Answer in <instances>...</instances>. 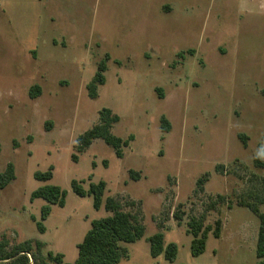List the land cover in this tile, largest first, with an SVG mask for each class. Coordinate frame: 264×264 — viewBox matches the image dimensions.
<instances>
[{
  "label": "rangeland",
  "instance_id": "374dc122",
  "mask_svg": "<svg viewBox=\"0 0 264 264\" xmlns=\"http://www.w3.org/2000/svg\"><path fill=\"white\" fill-rule=\"evenodd\" d=\"M107 55L106 83L93 100L87 85ZM35 85L41 95L31 99ZM103 108L120 117L116 136H134L123 158L102 140L77 151ZM263 134L264 0H0V173L9 163L16 169L0 191V238L9 249L35 239L45 254L74 263L91 221L110 214L71 184L88 190L105 181V198L121 201L146 229L124 244L129 256L119 264H256L260 221L237 203L264 196V167L255 164ZM50 167L51 181L34 178ZM44 185L68 194L42 221L48 204L31 195ZM220 195L232 209L209 208ZM180 204L181 225L173 217ZM193 217L211 227L223 221L221 237L210 233L199 257L186 233ZM157 232L177 245L175 262L151 256L147 239Z\"/></svg>",
  "mask_w": 264,
  "mask_h": 264
},
{
  "label": "trees",
  "instance_id": "16d2710c",
  "mask_svg": "<svg viewBox=\"0 0 264 264\" xmlns=\"http://www.w3.org/2000/svg\"><path fill=\"white\" fill-rule=\"evenodd\" d=\"M189 54H194L190 50ZM183 54L180 53V58ZM109 56L107 55L99 65L98 70L92 82L87 85L88 95L91 99L98 97V89L105 85V73L108 70L107 62ZM31 99H36L41 95V88L38 85L31 87L29 91ZM120 122V117L113 113L109 108H103L99 113V122L85 133L77 138L76 148L79 153L86 151L96 140H102L109 146L118 158H123L124 148L130 146L134 141V136L130 135L127 139L116 136L112 128ZM162 128L168 133L170 131V124L165 118L162 119ZM244 145H246L247 137L241 136ZM264 143V134H263ZM264 147H258L257 155L255 157V164L257 167H264L263 162ZM224 166L219 165L216 169L218 172L223 171ZM53 167H50L46 172H36L34 178L46 183L53 179ZM208 175L197 182L200 190H203V185L206 182ZM130 178L138 181L140 173L133 170L130 171ZM16 179V169L13 163H9L6 169L0 173V191L6 189ZM91 179V178H90ZM264 187V181H262ZM73 192L79 197L93 196V206L99 211L105 209L110 215L98 220L91 221V228L86 233L83 241L77 245L78 257L72 264H119L121 260L128 258L129 251L124 244L134 243L145 236V226L141 223L139 218L131 212L124 210L121 201L115 197L105 198L107 190V183L100 181L99 183H91L89 189H85L83 182L73 181L71 184ZM67 191L54 185H44L34 191L31 195V202L42 199L48 205L41 210V219L45 221L51 214V206L56 205L63 208L66 204ZM253 202L245 201V198L240 199L237 203L240 207H245L251 210L260 221L259 236L256 245V264H264V213L261 212L260 206H264V196L255 195ZM228 202V203H227ZM227 203L228 208H233V203L228 201L225 196H218L215 201H212L209 208L217 210L220 204ZM133 205V203H130ZM183 205L180 204L174 213L173 217L179 225L182 224L185 212L182 211ZM33 221L35 219L33 218ZM37 229L41 233L46 232V228L41 222H37ZM223 227L222 219H218L214 225L205 226L204 218H191L187 226V235L193 236L191 243V255L199 257L206 251V244L209 239V234L219 239L221 237ZM150 243V253L153 258H158L164 255L169 262H175L178 255V247L175 243L165 244V235L163 232H157L148 239ZM10 243L6 237L0 238V264H71L65 262L63 254H55L49 251L45 254L46 244L39 240H28L9 249Z\"/></svg>",
  "mask_w": 264,
  "mask_h": 264
}]
</instances>
